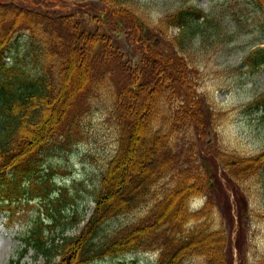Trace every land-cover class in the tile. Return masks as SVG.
I'll return each instance as SVG.
<instances>
[{
    "label": "trees",
    "instance_id": "16d2710c",
    "mask_svg": "<svg viewBox=\"0 0 264 264\" xmlns=\"http://www.w3.org/2000/svg\"><path fill=\"white\" fill-rule=\"evenodd\" d=\"M99 1L108 13L94 15L104 30L93 31L76 13L54 16L0 2V193L26 192L22 179L38 178V165L52 144L67 138L69 146L83 136L86 118L96 112L94 97L104 106L109 102L106 120L118 135L115 153L90 182L75 178L70 186L55 185L47 181L52 165L38 178L47 175L37 191L51 206L46 230L52 232L33 229L23 237V252L33 247L47 264H91L134 250H153L157 264H228L225 231L208 226L212 179L205 167L220 166L236 181L258 177L261 183L264 147L250 155L221 146L208 149L205 160L196 155L197 143L225 112L217 113L213 98L197 95L193 85L199 84L197 60L216 41L232 38L225 16L241 14L230 10L228 0L208 9L194 0H175L153 22L148 15L153 0ZM242 3L264 15V0ZM170 26L177 27L171 36ZM19 36L26 40L22 45L15 43ZM122 41L139 42L131 54L137 61L125 57L130 49L124 50ZM5 51L14 53L11 64L1 60ZM263 62L259 46L240 66L253 69ZM251 104L264 108V92ZM167 176L174 182L160 194L157 184ZM87 191L84 205L75 204L74 196ZM195 194L209 198L190 213L187 202ZM89 200L94 207L82 229L66 234L84 220ZM139 209L145 211L134 220L118 221Z\"/></svg>",
    "mask_w": 264,
    "mask_h": 264
},
{
    "label": "rangeland",
    "instance_id": "374dc122",
    "mask_svg": "<svg viewBox=\"0 0 264 264\" xmlns=\"http://www.w3.org/2000/svg\"><path fill=\"white\" fill-rule=\"evenodd\" d=\"M13 1L32 10L42 11L49 15H60L67 12H76L77 16L83 21V26L89 30L99 28L104 30L100 20H96V14L108 13V8L99 0H88L86 2H75L72 0H3ZM151 1V0H149ZM199 6L210 8L214 4H221L226 0H195ZM230 10L234 13L239 12L240 17L235 18L233 14L225 16L228 23L227 28L230 31V38L227 42L216 41L211 48H208L201 58L197 60L196 69L198 71V85H193L197 95L208 93L214 99V107L217 113L225 112L217 124L210 128L206 137L197 143V152L202 159L207 158V150L211 147H224L229 150L249 155L258 152L264 147V118L263 107L257 108L251 104L257 95L264 92V63L257 68L240 66L244 56L256 46H264V15H256L251 5H244V0H228ZM155 3L149 17L153 22L165 14L175 5V0H153ZM157 8V9H156ZM176 27L170 26L168 35L175 34ZM151 34L159 36L156 29H152ZM18 45L25 43V38L19 36ZM125 41V39H124ZM122 48L130 50L126 56L131 59L132 51L138 48V41L124 42ZM11 58H7L10 60ZM139 58L131 59L137 61ZM195 78V74L193 75ZM196 79V78H195ZM96 112L91 113L85 120L82 130L84 135L82 139L76 138L68 146L65 140L55 142L51 145L46 158H43L36 175L46 174L49 166L59 167L52 172V181H66L68 184L72 178L84 179L86 182L96 177L98 172L105 166L109 158L115 153L118 147L117 131L107 122L105 110L109 102L101 98H92ZM177 105L178 102L175 101ZM216 113V114H217ZM213 128V129H212ZM64 129L66 125L64 124ZM197 139V137H196ZM198 141V139H197ZM205 165V164H204ZM205 167V166H204ZM207 176L212 179V185L206 194L211 198L210 206L215 203L216 213L210 220L212 223L217 219L223 220L225 228H228V222L232 216L233 223L230 222L229 229L237 234L244 217L241 212L250 211L247 221V231L251 236L249 250L247 251V235L244 231L239 237L245 240V256L251 260L255 257L264 256V181L260 183L257 179L243 181H234L226 177L220 166L205 167ZM47 176V175H46ZM46 176L44 178H46ZM32 178L31 181H21V188L25 186L26 192H22L18 197L9 199L0 193V264H6L11 257H17V252L21 246L20 236L25 234L36 218L46 217L48 207L41 202L45 199L41 196L40 181L44 178ZM34 181V187L31 183ZM24 182V183H23ZM174 179L171 176L163 178L157 184V190L161 194L170 185ZM255 182V183H254ZM260 183V184H257ZM245 187V188H244ZM34 195L33 197L30 196ZM89 192L75 195V204L80 207L88 198ZM73 201V203H74ZM85 210L84 217L87 218L92 209L93 202L89 200ZM74 204V205H75ZM244 208L242 210L240 208ZM140 212V210H138ZM133 212L125 217H120L118 221L125 222L134 216ZM239 220V221H238ZM218 221V220H217ZM83 222L78 224L74 230H68L66 233H76L82 228ZM210 229H214L208 224ZM206 230H209L204 226ZM237 229V231H236ZM30 251L18 264H46L42 257L37 259ZM237 258V259H234ZM127 260L119 264H153L155 256L148 252H135L129 255ZM107 261L112 262L111 258ZM232 264H241L237 251L234 249Z\"/></svg>",
    "mask_w": 264,
    "mask_h": 264
}]
</instances>
